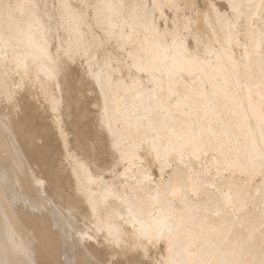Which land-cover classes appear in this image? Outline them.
Segmentation results:
<instances>
[{"label": "bare ground", "instance_id": "obj_1", "mask_svg": "<svg viewBox=\"0 0 264 264\" xmlns=\"http://www.w3.org/2000/svg\"><path fill=\"white\" fill-rule=\"evenodd\" d=\"M193 2L200 5L201 15L190 7ZM4 4L39 7L13 8L9 10V19ZM208 4L214 8L207 9ZM61 5H70L72 13L83 15L79 26L70 14L64 18ZM232 5L238 6L235 11ZM262 5L264 0H0V264H25V261L84 264L86 260L120 251L111 245L101 247L106 244L109 229L118 232L125 242L133 241L142 230L155 228L163 215L171 218L174 258L183 259L185 233L189 230L198 233L202 228L207 231L208 226L202 223V213L197 211L194 200L186 203L179 195L171 194L157 199L158 190L164 192L163 185L171 174L165 167L162 184L161 167L165 163L176 167L179 157L173 154L165 161V149L170 147L166 139L162 146L158 145L160 160L151 146L145 144L136 152L134 162L122 163L118 169L111 166V154L91 160L78 152L75 121L69 118L63 68L70 63L77 80L87 79L90 70L97 73L102 70L103 60L97 63L94 48L91 55L85 50L93 46V37L103 34L101 25L103 31L111 33L109 50L118 51L128 45V50L146 63L151 61L149 66L155 69L151 77L133 70V77L129 78L125 72L124 84L131 90L125 91L123 87L117 90L115 84L110 89L118 107L130 113L127 122L122 120L118 127L125 139L131 141L129 150L133 151L143 137V131L136 129L135 107L146 104L148 89L156 87L149 84V79L162 81L167 90L168 73L182 69L181 91L187 85L194 92L206 89L211 93L210 77L222 78L231 59L240 61L245 56V45L250 50L259 47ZM50 17L55 20L50 22ZM253 17L254 36L249 28V19ZM189 27L191 31L187 30ZM130 35L132 40L128 41ZM196 37L200 38L199 43ZM69 53L73 62L68 59ZM186 53L197 55L199 61L192 63ZM5 56L7 76L4 75ZM121 56L126 58V52ZM252 63L258 85V57H253ZM50 72L55 74L53 79H49ZM141 82L143 90L138 91ZM89 85H92L90 80ZM89 91L92 94L88 99L100 105L95 110V121L102 111L103 98L98 87H90ZM258 92L254 88L257 111ZM6 93L13 94L12 102ZM246 95V92L242 94ZM53 99L57 102L63 99L60 115L70 152H65L63 142L57 144L55 139H49L42 144L39 138L33 140L28 134V129L36 123L51 125ZM175 104L173 98L172 105ZM172 111L174 117H169V121L174 119L175 127L179 128L188 117L181 114L183 108L178 112L173 107ZM248 114L252 115L251 110ZM192 115L195 118L196 113ZM218 121L229 125L227 135L212 138L213 147L207 156L203 154L204 145L195 141L189 145L187 138L173 140L177 148L185 145L184 159L190 161L193 171L211 166L215 172V159L244 165L259 156L262 142L257 119H251L249 128L237 106L220 98L214 114L206 115L201 106L196 131L199 132L201 124L223 131ZM113 127L117 125L114 123ZM207 139L206 136L205 143ZM77 157L81 158L79 166ZM235 179L238 182L243 179L238 171ZM259 184L257 178L255 187ZM168 247L167 234L148 245L153 264L169 257ZM253 254L258 256V247ZM143 256V249H138L129 251L126 257L120 251L118 258Z\"/></svg>", "mask_w": 264, "mask_h": 264}, {"label": "snow or ice", "instance_id": "obj_2", "mask_svg": "<svg viewBox=\"0 0 264 264\" xmlns=\"http://www.w3.org/2000/svg\"><path fill=\"white\" fill-rule=\"evenodd\" d=\"M178 7V5H172ZM264 6V5H262ZM28 7L38 8L39 5H12L4 4L3 8L7 17L11 19L10 11L13 8ZM65 10L64 18L70 14L72 20L79 22L84 19L82 14L72 13L70 5H61ZM87 7V5H85ZM185 7H188L186 5ZM190 7L197 14L201 15L200 5L193 2ZM211 10L214 5L205 6ZM235 11L238 6L232 5ZM50 22L55 20L49 18ZM99 22V21H98ZM192 19H189L191 25ZM255 18L249 19V28L252 29V35H255ZM99 37H93L94 44L85 50L91 52L94 48L97 57V63L102 59L103 68L97 73L89 71L87 79L81 77L79 80L73 77L72 68L66 64L63 68L65 77L64 90L67 93L69 105V118L74 119L77 137V150L91 160H98L111 154L112 168L118 169L122 163L134 162L137 159L136 152L145 144L151 146V151L156 153L157 160L161 159L160 146L165 139L169 143V148L165 149V161L172 158L173 154L179 159L176 161V167L170 163H165L161 167V181L163 184L164 168L168 167L171 174L168 182L163 185L164 192H157V199L161 195L173 196L179 195L186 203L195 201L197 211L202 213V223L207 225V231L202 228L200 232L193 233L190 230L185 233L186 243L182 249L184 258H174L175 241L171 237L173 227L170 224V217L161 216L156 221V226L150 231L142 230L139 236L129 242H125L118 232L108 230L106 244L101 247L111 245L113 249L120 250L125 257L129 251L143 249L144 256L140 259H119L120 251L115 254L109 252L101 258L84 261V264H153L149 256L148 245L163 239L168 235V252L167 259L156 262V264H264V14L260 20V44L258 48L249 49L245 45V56L240 61L230 60L229 69L223 74V77L215 76L209 82L212 84V92L206 89L194 92L185 85V90H180L179 80L182 76V69L177 72L168 73V87L164 88L162 81L149 79V84H155L156 87L149 88L147 103L141 107H135L134 115L136 118L137 132L143 131V137L135 145V150L130 151L131 141L125 139L120 133L119 124L127 122L130 113L126 109H121L117 101L110 94L112 85L115 84L117 90L121 87L125 91L131 90L124 84V73L127 72L129 78L133 77V70L138 73L148 74L150 77L154 74L155 69L150 67L151 61L145 62L138 54L128 50V45L117 50L110 49L111 33L103 31ZM191 31V28H187ZM128 41L132 36L127 37ZM197 43L200 38L196 37ZM126 52V58L121 53ZM215 55V53H211ZM186 56L192 63H197L199 57L192 53H186ZM253 57H258L260 82L255 84V69L253 67ZM70 62H73L71 53L68 55ZM4 60V75H8L7 57ZM19 62V61H17ZM54 73H49V79L54 78ZM89 80L92 85H89ZM59 86V85H58ZM98 87L100 95L103 98V108L99 112L97 120L93 117L97 115L96 109L100 108L99 102L92 103L88 97L92 94L89 88ZM254 88L259 89V105L254 103ZM143 90V83L138 86V91ZM165 91L167 95L165 96ZM247 93L246 97L242 96ZM9 102H12L13 94L6 93ZM139 98V96H137ZM173 98L176 104L172 105ZM223 98L230 100L240 110L245 125L251 128V119H257L260 129L261 147L259 156L256 160H250L247 164L240 165L232 162H221L219 159L214 160L215 172L212 167L204 168L201 171H193L189 167V162L184 159L183 148L175 147L172 142L187 138L190 145L193 141L197 144L204 145L203 154L207 156L208 150L212 149V138L227 135L229 125L223 121L221 124L223 131H218L209 126H200L199 132L196 131V121L199 120L201 106L205 114L215 113L217 110L218 99ZM246 100V105H245ZM53 119L50 126L36 123L28 129L29 136L35 140L39 138L40 142L46 143L49 139H55L56 143L63 142L65 152H70L68 147V138L65 132L64 119L60 115L63 99L57 102L51 101ZM175 107L179 112L188 117V120L182 123L179 128L175 127V120L169 121V117H174L172 108ZM249 110L252 115L249 116ZM193 113H196L193 118ZM235 115V112L231 113ZM161 117H163L161 119ZM38 119V118H37ZM117 127L114 128L113 124ZM7 121H5V128ZM207 136V143L205 137ZM199 158V157H197ZM80 157H77L76 164L80 165ZM258 160V164L257 161ZM55 171V169H54ZM243 177L237 181L235 176ZM257 178L260 180L259 187H255ZM255 192V195L253 194ZM257 201L259 202L257 204ZM94 210V209H93ZM181 226H177V231ZM212 236V239H209ZM91 240L92 236H87ZM218 238V239H217ZM258 247V256L254 255V250ZM25 264H30L25 261Z\"/></svg>", "mask_w": 264, "mask_h": 264}]
</instances>
